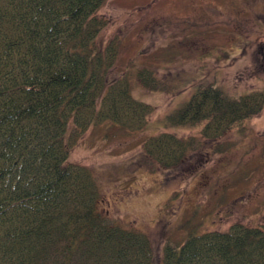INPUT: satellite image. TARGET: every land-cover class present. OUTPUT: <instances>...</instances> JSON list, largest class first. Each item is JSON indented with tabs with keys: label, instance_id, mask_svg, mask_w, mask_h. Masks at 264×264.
<instances>
[{
	"label": "trees",
	"instance_id": "trees-1",
	"mask_svg": "<svg viewBox=\"0 0 264 264\" xmlns=\"http://www.w3.org/2000/svg\"><path fill=\"white\" fill-rule=\"evenodd\" d=\"M104 1L0 0V264H153L148 236L102 216L92 171L67 160L87 129L136 132L151 112L127 77H109L117 48L98 42ZM150 60L129 59L143 67L145 87L154 83ZM263 106L264 89L235 96L202 81L166 119L173 127L204 122L201 133L213 140L243 130ZM191 148L172 133L143 143L162 168L179 165ZM196 228L166 244L159 264H264V226Z\"/></svg>",
	"mask_w": 264,
	"mask_h": 264
},
{
	"label": "rangeland",
	"instance_id": "rangeland-1",
	"mask_svg": "<svg viewBox=\"0 0 264 264\" xmlns=\"http://www.w3.org/2000/svg\"><path fill=\"white\" fill-rule=\"evenodd\" d=\"M97 14L106 21L98 42L117 48L109 77H127L131 95L151 107L143 129L102 123L70 151L68 162L92 171L97 211L146 234L153 264L166 244L185 240L188 226L199 233L264 226V106L243 130L213 140L203 137L204 122L173 127L166 119L202 81L235 96L264 89V0H105ZM138 54L151 58V87L137 75L143 67L129 66ZM161 133L192 142L179 165L159 167L144 153L145 139Z\"/></svg>",
	"mask_w": 264,
	"mask_h": 264
}]
</instances>
